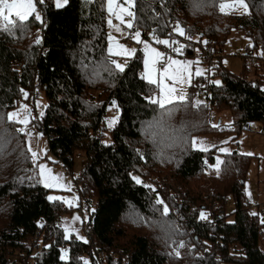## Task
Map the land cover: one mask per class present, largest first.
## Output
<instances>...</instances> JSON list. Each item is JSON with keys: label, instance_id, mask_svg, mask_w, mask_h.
<instances>
[{"label": "trees", "instance_id": "16d2710c", "mask_svg": "<svg viewBox=\"0 0 264 264\" xmlns=\"http://www.w3.org/2000/svg\"><path fill=\"white\" fill-rule=\"evenodd\" d=\"M247 2L248 13L223 14L212 0H137L133 27L120 36L125 44L133 45L136 27L145 38L171 34L184 43L183 53H194V35L215 47L207 55L202 45L212 70L193 76L187 103L163 119V110L149 100L156 98V85L142 78V49L123 73L110 71L120 55L108 51L106 0H68L59 8L45 0L39 4L43 23L33 19L27 30L0 33V264H20L22 256L25 264H85L84 257L90 264H264V223L246 192L251 155L237 149L223 153L219 172L208 175L217 148L192 145L196 135L222 130L233 138L254 125L264 132V0ZM173 21L184 37L173 31ZM235 27L253 40L240 74L221 63ZM42 94L43 115L33 116L28 130L42 133L49 151L70 171L83 156L75 181L80 186L72 190L80 195L81 213L92 208L84 221L87 240L65 239L60 217L68 207L49 199L50 189L28 159L27 136L7 119L20 98L34 104ZM197 100L203 102L200 108L194 106ZM110 105L116 106V119L107 143ZM224 109L233 122L213 127L214 112ZM134 176L151 184H137ZM230 198L232 212L226 210ZM158 199L168 205L169 215H162ZM64 252L68 259H62Z\"/></svg>", "mask_w": 264, "mask_h": 264}, {"label": "rangeland", "instance_id": "374dc122", "mask_svg": "<svg viewBox=\"0 0 264 264\" xmlns=\"http://www.w3.org/2000/svg\"><path fill=\"white\" fill-rule=\"evenodd\" d=\"M55 1V0H54ZM246 3L247 0H246ZM106 5H107V0H106ZM38 11H40L41 16L44 21L43 17V12L40 8V5L37 4ZM250 9L249 4H248V10ZM237 11H244V9H237ZM110 18L114 19L115 23L113 25H119L121 28V31L117 32L113 27L109 26V29L111 31V36L115 37L116 41L120 45H123L125 48L128 49H136V52L139 49L143 50V45L137 43L133 38H132V46L125 44L122 41V38L120 36L122 35V30H123V24H120V21L115 18V16L110 14ZM125 21L126 17H125ZM133 23V22H132ZM126 24V23H125ZM139 30L136 29L135 32ZM37 31H40L38 29ZM140 31V30H139ZM134 32V34H135ZM141 33V31H140ZM133 34V36H134ZM132 36V37H133ZM162 39H169L168 36L161 37ZM141 39L149 42L152 44L153 47L158 48L160 51V45L156 44L155 41L151 38H145L143 37L141 33ZM174 39V38H173ZM192 39L195 42L194 45V53L193 54H188V53H183V54H170L174 59L178 60H191V61H198L199 63H193L192 65V72L195 73L197 68H202L205 69L204 75L207 76L211 69V63L208 62L206 59H204L201 55H199L203 51V46L206 47L207 44L205 45L203 41L204 39L201 40L199 36L194 35L192 36ZM184 44V43H183ZM203 45V46H202ZM249 45H253V40L252 38L246 33V30L243 28H233L232 31L230 32V35L228 39L226 40L223 50L221 52V60L222 64L225 68L228 70L240 74L244 68V53L246 52V49L249 47ZM110 47H116L115 44L110 40ZM240 53V54H239ZM145 56V54H144ZM132 56H119L118 57V63L122 64H127L128 60ZM145 59V57H144ZM261 65H262V70L264 74V60L262 59ZM143 71L145 72V67L143 65ZM194 76V75H193ZM215 79H219L218 76H215ZM194 79L192 78L191 83H182V84H177L175 85L177 89H183L186 94L188 95V92L190 90V85L193 83ZM166 83L171 84L172 81H167ZM161 93L159 89L155 90V96L156 98L160 97ZM195 97L198 99H203V96L198 93V91H195ZM47 99L45 94H42L40 97H38L35 101L34 104L29 103L26 101L24 98H20L19 103L12 107L8 111L9 113L12 112H20L21 116L24 115L23 113V106L27 105L28 109H30V112L33 113L29 117V120L31 122L33 116H41V113H43V106L46 103ZM39 105V106H38ZM115 105H110L108 112H107V119H106V129H105V136H104V141L109 143L112 140V136L110 133V128L109 127V121H115L116 115H114L115 111ZM214 124L215 125H229L233 122V116L230 110L224 109L221 111H215L214 114ZM30 123L28 124L27 128H29ZM114 125V124H113ZM20 127H23V125L20 124ZM237 138H233V134L230 133L229 131H218V132H212L208 134H203V135H196L193 139L197 140V145L194 146L196 148H212L216 147L218 154L216 155V158L219 157L222 160L223 153L226 152H221L220 149L226 148L228 151L231 152L234 150H238L243 153H251V164L248 170L247 174V181H246V192L249 201L251 202V208L253 211H256L257 208L259 207V213L261 216V221H264V132L260 131L259 125H254L253 129L248 130V129H243L238 134H235ZM28 140V146H29V141L31 142V147L33 150L37 151L40 153V159L39 163L47 165L48 168L52 170V173L55 175H59L63 177L62 183L64 185H69L70 190L65 187H58V188H49V197H62L64 198L63 201H75V203L72 205V208L69 207L67 203L66 206L68 209L71 208V210L68 211L65 210L60 217L61 224L62 226L69 227L72 229V234L75 235L76 238L80 240H87L88 239V234L86 232V229L84 227V221L85 223L88 222V218L90 215V212L92 211V208L89 209V211H84L81 213L76 205L77 200L80 198V195L77 191H73L72 187L75 185V181L77 177H80L83 165H84V158L83 156L81 158H75L74 164L72 166L73 170L70 171L65 167V165L61 162L58 161L57 157L49 151V146H48V140L45 136L42 135V133H35L32 134L31 136H27ZM199 142H203L202 144ZM216 158L215 161L210 165L208 168V175L212 174V172L216 171L215 164H216ZM40 177V176H39ZM140 178V177H139ZM40 180L42 178L40 177ZM140 180L143 183L151 184L150 181H145L144 179L140 178ZM42 183V182H41ZM43 184V183H42ZM44 185V184H43ZM82 205H85L84 203ZM234 201L232 198L227 203L226 210L228 212H232L234 209ZM256 209V210H255ZM79 216L81 219L79 221H73L75 220V217ZM264 223V222H263ZM81 237L83 239H81ZM65 253V252H64ZM90 264L89 259L90 257H84Z\"/></svg>", "mask_w": 264, "mask_h": 264}, {"label": "snow or ice", "instance_id": "6c2138e0", "mask_svg": "<svg viewBox=\"0 0 264 264\" xmlns=\"http://www.w3.org/2000/svg\"><path fill=\"white\" fill-rule=\"evenodd\" d=\"M214 4L218 7V10L223 14H230L232 11L237 9H244L245 13H248V3L246 0H212ZM45 0H0V33H6L8 35H14L17 30H27L29 23L31 20L38 21L43 23V18L41 16L40 11H38L37 4L43 5ZM68 3V0H55L56 7H63ZM137 0H107V11L111 15L115 16L117 20L120 21V24H127L128 28L133 27L132 21L136 20V13L132 10L136 7ZM197 7H200V4H197ZM125 17H129L128 21H125ZM108 25L113 27L117 32L121 31L119 25H113L112 19L110 18L108 21ZM173 31L178 33L179 36H185V30L177 25ZM137 43L143 45V51L145 54L144 59V67L145 72L142 75L143 79H146L149 84L156 85L157 89L160 90V97L158 98H149L150 103L158 106L159 109H162L161 119L164 116L170 117L174 111L178 109L179 106L184 105L188 101V97L186 92L183 89H177L175 85L187 83L190 84L193 78V75L196 77L203 76L205 73V69L197 68L195 73L192 72L193 63H199L198 61L194 62L191 60H178L174 59L171 55H169L166 51H160L158 48H155L149 42L141 39V33L137 30L132 37ZM187 39H191V37H186ZM152 39L158 45H164L167 49H170L171 52L177 54H183L185 45L180 43L176 39L171 38V34H169V39H162L153 32ZM109 40L116 45L119 49L118 51H114L113 47H109V54L121 55V56H134L136 53V49H128L123 45H120L118 41H116L115 37L109 36ZM37 44L41 43L38 39L36 41ZM206 45L207 41H203ZM178 45V46H175ZM264 55V52L261 53ZM111 63L115 66L114 69H110V71H118L123 73L126 68V64L118 63L115 60H112ZM167 81H172L171 84L166 83ZM214 84L220 85V81H213ZM25 98H27V93L24 94ZM202 101L197 100L195 102V107L200 108L202 105ZM39 106V105H38ZM24 115L21 116L20 112H12L9 113L7 119L12 123H19L23 125L17 129L18 132L25 134L26 136H31V132L28 130L27 126L30 123L29 117L31 115L30 109H28L27 105L23 106ZM43 113H41V116ZM109 127H112L115 121H109ZM213 127H217L213 125ZM197 140H192V145H197ZM203 143V142H199ZM201 150L207 151V148H202ZM27 151L30 153L28 159L31 160L33 164L36 165L38 169V176L42 178L41 181L46 188H58L65 187L70 190L69 185H64L62 183L63 177L59 175H55L52 173V170L47 167L45 164L39 163L40 153L33 150L31 147V142L29 141V146ZM221 152H227L226 148L220 149ZM3 148H0V154H2ZM247 155H252L251 153H247ZM224 163L219 157L216 158L215 168L217 172L220 170V166ZM133 180L137 184L142 183L139 177H132ZM150 187V186H148ZM50 200L58 201L63 200L62 197H49ZM71 207L75 201H64ZM158 205H163L161 212L162 215L167 216L170 213V209L167 204L164 203L162 199H158L156 201ZM256 215V213H253ZM81 218L79 216L75 217V221H79ZM200 219H206L204 213L200 214ZM264 222V221H262ZM65 232L67 235L65 239L70 238L72 234V229L69 227H65ZM81 239H83L81 237ZM87 242V241H85ZM185 245L181 241L178 245L179 248H183ZM175 255L179 257V251L175 252ZM62 259H68L67 252L64 253ZM85 264H88L85 261Z\"/></svg>", "mask_w": 264, "mask_h": 264}, {"label": "built area", "instance_id": "2783aa9c", "mask_svg": "<svg viewBox=\"0 0 264 264\" xmlns=\"http://www.w3.org/2000/svg\"><path fill=\"white\" fill-rule=\"evenodd\" d=\"M129 18V17H128ZM129 19H131V18H129ZM173 27L175 28L177 25H178V23H177V21H173ZM137 28L135 27V29L134 30H136ZM129 30V28L127 27V26H124L123 27V31L124 32H127ZM39 33L37 32L36 33V35H38ZM129 44H132V41H130V43ZM162 46V49L164 50V51H166L168 54L170 53V54H174L173 52H171V50L170 49H167L164 45H161ZM175 46H178V45H175ZM214 50H215V47H214V45L213 44H209V45H207L206 46V54L207 55H211V54H213V52H214ZM199 55H201L202 56V54L200 53ZM255 61V58H253V62ZM198 91H202V88H200L199 87V89H198ZM246 127L247 128H250V126H249V124H246ZM75 187H73L75 190L76 189H78L79 188V183H76V185H74ZM81 199L79 198L78 200H77V202H76V205L77 206H81ZM80 212H82L83 210L82 209H80L79 210ZM19 261L21 262L20 264H25V257L24 256H22V257H20L19 258Z\"/></svg>", "mask_w": 264, "mask_h": 264}, {"label": "crops", "instance_id": "0c3cea01", "mask_svg": "<svg viewBox=\"0 0 264 264\" xmlns=\"http://www.w3.org/2000/svg\"><path fill=\"white\" fill-rule=\"evenodd\" d=\"M258 209V208H257ZM256 210V209H255Z\"/></svg>", "mask_w": 264, "mask_h": 264}]
</instances>
